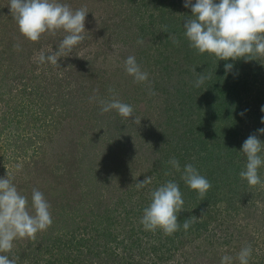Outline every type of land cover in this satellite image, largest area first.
Segmentation results:
<instances>
[{
	"label": "rangeland",
	"instance_id": "374dc122",
	"mask_svg": "<svg viewBox=\"0 0 264 264\" xmlns=\"http://www.w3.org/2000/svg\"><path fill=\"white\" fill-rule=\"evenodd\" d=\"M146 1L60 0L73 9L86 7L88 13L85 39L69 56L58 59V68L39 64L34 58L41 51L46 55L55 51L65 33H46L37 42L29 41L19 32L9 0H0V178L10 174L29 204L32 190L41 191L53 220L35 240L14 241L7 255L19 257L18 264H46L50 257L58 259L62 254H70L73 260L84 248L83 239L98 236L95 228L104 226L113 228V244L128 242L127 229L135 233L140 224L128 201L134 203L142 191L131 199L128 192H135L136 184L147 177L142 169L147 159L142 153L146 154V149L157 153L162 146L157 139L164 122L158 123L157 115H165L159 110L164 100L160 89L174 76L170 64L164 66L162 61L166 51L162 41L179 16L165 13L169 21H163L158 4L151 7ZM17 44L19 51L14 47ZM129 55L149 74L148 82L134 83L125 72L124 61ZM254 60L262 75L251 74L245 67L251 90L244 101L257 95L264 99V56ZM113 97L133 107L139 124L133 123L134 117L123 118L115 110L101 114L100 101ZM262 104L252 110L258 109L264 119ZM262 119L253 125V134L264 143V134L257 131L264 128ZM108 127L121 131L113 141ZM131 132L136 133L132 157L131 151L124 150L132 145L131 140L122 134ZM239 135L242 146L248 135L245 130ZM242 163L244 170L246 157ZM17 165L22 167L18 170ZM259 175L264 180V166ZM244 182L243 205L227 207L225 201H219L209 208L212 220L206 223L207 231L183 244L175 241L171 245L163 236L155 237L157 230L146 231L142 225L135 236L141 238L144 249L135 260L139 264H220L221 257L229 255L232 264H239L237 254L250 244L249 264H264V187ZM153 184L154 180L144 188L148 191ZM113 244L110 250L121 252L122 246ZM155 244L161 245L157 253L150 251Z\"/></svg>",
	"mask_w": 264,
	"mask_h": 264
},
{
	"label": "trees",
	"instance_id": "16d2710c",
	"mask_svg": "<svg viewBox=\"0 0 264 264\" xmlns=\"http://www.w3.org/2000/svg\"><path fill=\"white\" fill-rule=\"evenodd\" d=\"M126 1L132 3V0ZM183 1L185 0L146 1V3L150 2L151 7L158 4L157 10H160V18L163 21H169L165 17L166 14L174 12L179 14L177 21H172L173 24L168 26L169 30H167L171 34L167 31L165 40L162 41L166 49L165 58L162 61H165L164 66H167L166 62L170 64L174 76L170 78L171 81L167 83V86L160 89L164 100L159 110L161 109L165 115L164 118L162 114L157 115L158 123L161 119L164 120L157 130V139L162 146L158 147L157 153L149 149H146V154L142 153L144 159H147V162H142V169L145 175L153 178L154 184L148 191L143 188V190L128 192V199H131L138 191H142L134 203L131 200L128 201V208L134 213V219L140 221L143 206L149 205L151 201L152 190L168 180H173L179 185L184 199L183 211L177 217L181 227L172 235H166L162 230L157 229L158 234L155 236H163L165 240L170 241L171 245H174L175 241L183 244L190 241L191 237H198L207 231L206 223L212 220L209 208H213L219 201H225L227 207L242 203L246 184L239 173L244 167L242 160L245 157L240 153L242 146L239 142V134L242 130H245V135L248 136L254 133L256 126L253 129V125H257L258 120L262 118L257 114L258 109L253 111L252 108L261 103L264 104V99L259 95L244 101V96L249 95L251 90L246 68L251 69V74L262 75L260 66H255L257 64L254 59L217 60L214 55L197 54L189 47V42L183 34V24L192 12L191 7H184ZM191 2L194 4L195 0ZM173 39L178 40V44H174ZM225 64H232V69L226 71ZM198 74L206 76L207 79L200 87H195ZM246 119H251L252 122ZM108 130L111 129L108 127ZM111 131L110 139L113 141L117 137L116 133L119 135L121 131L116 128ZM122 134L129 141L131 140L130 147L126 149L122 147L128 154L131 151L132 157L136 148L132 139L136 133ZM125 141L126 139L122 140V143ZM112 147L109 149L111 150ZM173 157L179 161L181 170L184 165L192 164L211 183L212 187L202 201L195 190L186 186L181 179V172L175 171L168 163ZM165 173L170 174L165 175ZM123 202L126 201L123 200ZM186 219L189 220L190 227L184 230L183 223ZM141 226L140 223L135 229L138 234ZM127 230L126 234L130 243L123 240L119 244H113L116 236L112 227L95 228L98 236L88 233L90 237L83 239L85 245L79 250V257L70 260V254H62L58 259L52 256L46 260V264H139L135 256L140 255L139 253H142L144 249L142 240L135 236L136 232L134 233L132 229ZM112 244L116 247L122 246L121 252L115 254L110 250ZM160 248V244H155L150 247V251L157 253ZM152 263H155L154 260Z\"/></svg>",
	"mask_w": 264,
	"mask_h": 264
},
{
	"label": "clouds",
	"instance_id": "9594fccd",
	"mask_svg": "<svg viewBox=\"0 0 264 264\" xmlns=\"http://www.w3.org/2000/svg\"><path fill=\"white\" fill-rule=\"evenodd\" d=\"M8 5L19 32L29 41L37 42L46 33L53 36L58 31L65 33L55 51L52 49L47 55L41 51L34 58L39 64L50 63L59 68L58 59L69 56L73 48L85 39L86 7L73 9L60 0H9ZM184 7H191L192 15L183 24V34L189 47L197 54L208 53L217 60H252L264 56V0H195L194 4L191 0H185ZM163 31H166V27ZM173 43L178 44V40L173 39ZM14 47L17 51L21 50L19 44ZM232 67V64H225L226 71ZM124 70L133 77L134 83L148 82L149 74L141 69L135 56L126 58ZM206 79V76L198 74L195 87H200ZM100 104L101 114L115 110L123 118L134 117L133 107L115 97L101 100ZM139 122L140 119L134 117L133 123ZM261 122L264 123V119ZM257 131L264 134V128ZM240 153L246 157L245 168L239 173L241 179L246 180L249 186L264 187V180L259 175V169L264 166V143L255 134L249 135ZM168 163L175 171L181 172L186 186L195 190L202 201L212 187L209 180L192 164L184 165L181 170L179 161L174 157ZM21 167L17 165L18 170ZM152 180L151 176L145 177L136 184L137 189L151 184ZM150 197L151 201L143 209L140 220L144 229L153 232L160 229L166 235L178 231L181 225L177 217L184 205L179 185L168 180L152 190ZM52 223L50 204L41 191L32 190L29 204L28 197L18 191L10 174L0 178V264H18L19 257L12 256L10 259L7 255L12 252L14 241L35 240L37 233L46 231ZM189 227L190 222L186 219L183 229ZM252 251L250 244L241 248L236 257L239 264H249ZM232 260L231 256L224 255L220 264H232Z\"/></svg>",
	"mask_w": 264,
	"mask_h": 264
}]
</instances>
